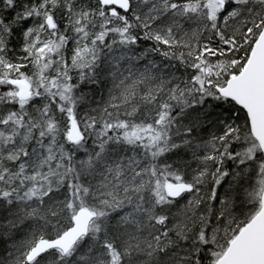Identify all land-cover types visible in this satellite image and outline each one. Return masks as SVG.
I'll use <instances>...</instances> for the list:
<instances>
[{
	"label": "snow or ice",
	"instance_id": "1",
	"mask_svg": "<svg viewBox=\"0 0 264 264\" xmlns=\"http://www.w3.org/2000/svg\"><path fill=\"white\" fill-rule=\"evenodd\" d=\"M0 264H264V0H0Z\"/></svg>",
	"mask_w": 264,
	"mask_h": 264
}]
</instances>
